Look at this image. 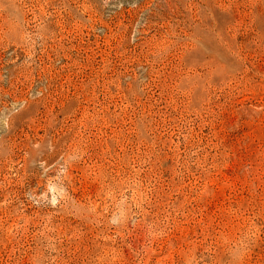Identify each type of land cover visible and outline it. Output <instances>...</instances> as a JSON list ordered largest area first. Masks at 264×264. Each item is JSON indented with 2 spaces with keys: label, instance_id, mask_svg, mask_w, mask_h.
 <instances>
[{
  "label": "rangeland",
  "instance_id": "374dc122",
  "mask_svg": "<svg viewBox=\"0 0 264 264\" xmlns=\"http://www.w3.org/2000/svg\"><path fill=\"white\" fill-rule=\"evenodd\" d=\"M0 264H264V0H0Z\"/></svg>",
  "mask_w": 264,
  "mask_h": 264
}]
</instances>
